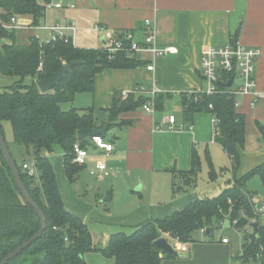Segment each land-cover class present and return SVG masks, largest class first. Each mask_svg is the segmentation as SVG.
Returning <instances> with one entry per match:
<instances>
[{
	"label": "crops",
	"instance_id": "crops-1",
	"mask_svg": "<svg viewBox=\"0 0 264 264\" xmlns=\"http://www.w3.org/2000/svg\"><path fill=\"white\" fill-rule=\"evenodd\" d=\"M61 1V7L46 9L40 19L43 20L41 29L49 34L48 40H42L34 33L30 16H17L19 24L26 25L15 29L17 40L26 43L29 36L35 35L41 41H49L53 35L51 26L73 23L75 30L66 29L64 34L77 47L102 48L105 40L94 28L96 25L116 32H131L134 40L143 42L145 20L149 19L155 27L156 46L178 48V53L162 57L138 50L131 56L137 61L136 66L106 68L98 72L93 91L77 92L68 101L69 108H92L96 128L106 126L104 135L100 136L113 145L110 153L105 154L90 143L86 165L71 182L64 173L61 150L56 148L53 153H44L51 160L52 154L58 151L55 163L51 162L66 208L82 217L87 225L89 220L103 225L94 244L104 247L112 233H131L147 219L166 216L200 198L196 188L173 189L174 180H179L174 173L190 169L193 149L200 157L201 166L203 162L207 166L204 156L208 152L216 170L229 167L230 159L214 141L212 113L184 111V96L207 86L199 69L200 52L206 45H224L235 37L260 50L255 62V76L256 89L262 96L254 105L251 96H240L236 107L244 116L245 138L235 176L241 178L264 163V138L257 125L264 128V0ZM148 65H153V70H147ZM154 80L160 89L157 97L161 102L156 109L161 110L155 109L151 114L145 113L141 106L123 110L108 126L109 116L105 110L110 109L115 100L123 101L124 91L137 86H143L146 93L133 94L135 99L139 96L148 99ZM169 115L175 116L177 125H191L192 129H167ZM156 124H161L160 130L154 129ZM8 148L10 150L9 144ZM24 152L22 149L20 159L28 162L29 156L24 158ZM97 162L106 164L108 175L89 173ZM224 173L218 185L219 192L229 185L232 177L230 171ZM248 181L250 179L245 188L264 200L262 184L261 189L257 185H254L257 190L250 189ZM102 206H108L107 210L112 213L103 214ZM222 238L227 241L222 242ZM171 240L176 255L163 256L158 264H256L239 258L243 240L233 241L223 232L216 236L211 233L194 235L191 242ZM83 257L87 264H114L112 258L100 251H87Z\"/></svg>",
	"mask_w": 264,
	"mask_h": 264
},
{
	"label": "trees",
	"instance_id": "trees-1",
	"mask_svg": "<svg viewBox=\"0 0 264 264\" xmlns=\"http://www.w3.org/2000/svg\"><path fill=\"white\" fill-rule=\"evenodd\" d=\"M49 0H0V75L17 77L12 83L0 87V133L6 141L3 122L11 126L12 141L16 147L22 146L24 158L33 162L38 171L39 184L34 176L28 175L16 162L21 180L34 203L45 218L46 227L42 235L7 264H15L23 256L26 264H87L83 255L87 251H100L113 259L114 264H158L162 257H174L176 252H166L154 242L166 237L179 242L194 240V232L206 227L205 234L218 228L228 212L240 218L241 229L252 217L251 198L255 193L245 188L248 179L257 176L264 188V163L251 169L241 178L235 172L240 161V149L244 145V116L237 112L236 97L227 93L185 95V112L209 111L214 118V141L218 143L230 159L229 167L216 170L208 152L205 161L208 177L215 180L219 173L230 171L228 186L213 197H200L183 209L163 217L149 218L131 233L117 231L110 235L104 247L94 244L87 223L79 215L69 211L63 201L57 182L54 165L45 152L52 153L59 148L62 152L63 169L68 181H73L84 167L73 162V144L79 142L87 148L90 143L76 138L80 128H96L91 107L63 110L61 102L71 101L77 92H91L95 75L106 68H132L137 61L125 52H117L112 57L103 48H82L73 44L68 36L58 37L47 42L35 35L21 43L14 29H8L11 16H30V25L35 26L43 17L45 4ZM236 39L232 37L231 40ZM5 40V41H4ZM128 45V44H127ZM78 61L65 74L59 85L46 93H41L36 81L49 77L64 62ZM30 76L29 83L25 77ZM130 94L123 101L115 100L110 109L108 126L123 110L141 106L146 98ZM212 108L209 109L208 105ZM159 97L155 107L159 108ZM264 138V128L257 123ZM97 129V128H96ZM7 143V142H6ZM9 143H7L8 145ZM31 158V159H30ZM201 167V160L195 149L192 150L191 167L186 171H176L179 179L174 180L173 189L195 185ZM40 220L33 208L27 204L18 191L11 172L0 151V260L15 247L31 237L39 228ZM257 233L252 231L250 241L243 234L242 261L264 264V219H257ZM259 254V257L256 255Z\"/></svg>",
	"mask_w": 264,
	"mask_h": 264
},
{
	"label": "built area",
	"instance_id": "built-area-1",
	"mask_svg": "<svg viewBox=\"0 0 264 264\" xmlns=\"http://www.w3.org/2000/svg\"><path fill=\"white\" fill-rule=\"evenodd\" d=\"M62 6L61 0H49L45 4V10L51 7L59 8ZM4 26L8 29L22 28L24 25L19 24L17 16H11L10 21ZM96 30L102 33L105 44L102 48L108 53V57H112L117 52H125L131 57L138 50H147L154 57H162L178 53V48L174 45L158 47L154 43L155 27L151 20H145V37L143 42L134 40L131 32H116L103 26L96 25ZM66 29L75 30V25L69 23L64 26H51L52 38L55 40L58 37L66 36L64 31ZM47 42V41H45ZM128 44V45H127ZM260 55V50L257 47L247 46L241 43L238 39L230 40L224 45H206L200 52V74L207 82L204 90L194 91V99L197 100L200 95H212L216 93H227L236 97L235 106L239 105L238 97L251 96V104L254 105L256 101L262 96L256 89V76H255V62ZM147 70H153V65H148ZM233 77L231 87H222L218 82L226 83ZM146 90L143 86H137L131 91H124L123 97L126 98L130 94H145ZM160 93V89L156 86L155 80L153 81L152 88L149 90L150 97L141 105L145 113L151 114L156 109L155 98ZM208 108L211 109L212 105L209 104ZM166 128L169 130H191V125H177L175 116L169 115L166 120ZM155 130L161 129V124L154 126ZM89 143L94 144L97 148L102 149L105 154L113 150V145L107 142L100 135H92L89 137ZM73 162L85 166L89 156L88 149L82 147L79 142L73 144ZM22 169L30 176H34L36 167L33 162H23ZM101 172L104 176L108 175L106 164L104 162H97L93 168L89 169V173L94 175ZM251 207L253 215L248 218V223L243 228L238 227L240 218L246 217V212L241 210L239 217H232L231 213H226L223 220L219 222L218 228H232L238 232L246 235V241H250L249 235L252 233L253 228L251 223L257 222V219H264V200L256 196L251 198ZM206 227L200 228L199 232L205 234ZM226 242L225 238L221 239ZM245 242V240H243ZM259 257V254L256 255Z\"/></svg>",
	"mask_w": 264,
	"mask_h": 264
},
{
	"label": "water",
	"instance_id": "water-1",
	"mask_svg": "<svg viewBox=\"0 0 264 264\" xmlns=\"http://www.w3.org/2000/svg\"><path fill=\"white\" fill-rule=\"evenodd\" d=\"M78 61H70V62H64L62 65L54 71L49 77L40 79L36 81V85L38 90L41 93H46L49 90L53 89L54 87L58 86L60 81L65 77V74L71 71V67L75 64H77ZM233 82V77H231L228 82L222 83L218 82V84L222 87H231ZM106 126H104L101 129H96L92 127H86V128H80L76 131V138L80 141H84L89 143V137L92 135H104ZM0 151L3 156V159L9 168L12 178L14 180V183L20 192L22 198L24 201L29 204L37 216L39 217L40 224L39 228L36 231L35 234H33L31 237H29L27 240H25L22 244L15 247L13 250L8 252L1 260L0 264H7L11 259L19 255L23 250H25L28 246H30L35 240H37L43 233L46 227L45 218L43 216V213L41 212L40 208L34 203L33 199L31 198L30 194L28 193L26 187L24 186L21 177L20 172L14 162V159L10 153V150L8 148V145L3 138V136L0 133ZM252 228L257 233L258 226L255 222L251 223ZM154 244L158 247L163 249L166 252H172L174 249L170 242L165 237L158 238L155 240Z\"/></svg>",
	"mask_w": 264,
	"mask_h": 264
},
{
	"label": "rangeland",
	"instance_id": "rangeland-1",
	"mask_svg": "<svg viewBox=\"0 0 264 264\" xmlns=\"http://www.w3.org/2000/svg\"><path fill=\"white\" fill-rule=\"evenodd\" d=\"M42 24H43V20H40V22L37 25V28H36V25L33 26L34 27V33L39 35L42 40H48L49 39L48 38L49 34H47V32H45L43 29H41L42 28ZM25 26L26 25H24L23 27H25ZM15 36H16V34H15ZM15 79H17V77H15V76L14 77H10V76L0 75V87L12 83V81H14ZM30 80H31L30 76L25 77V82L26 83H29ZM69 105H70V103H68V102H61L60 103V107L63 110L69 109V107H70ZM159 110H161V109H156L157 112ZM3 129H4L5 138H6V140L9 143L10 150H11L16 162L20 165V161H21L20 153L22 152V148L23 147L22 146L15 147V145L13 144L11 126H10V123L8 121H4L3 122ZM57 154H58V151L55 152L54 154H52V156H51L52 157L51 160H52L53 163H55V161H56V157L55 156ZM28 162H31V161H28ZM224 175H225L224 172L219 173L217 178L215 180L211 181L209 179V177H208L207 166H206L205 162H203L202 166L200 167V171H199V174H198V178H197L196 184L195 185H190L189 187L198 189L200 194H201V197H204V196L213 197V196L219 194L218 185L221 184L220 181L223 179L222 177ZM34 183L36 185L39 184V177H38V171L37 170L34 173ZM254 185L255 186L257 185V187L259 189L262 188L261 183H260V181H259V179L257 177H253L252 179H250V181L247 182V187H249L250 189L252 188V189H256L257 190V188H254L255 187ZM61 195H62V193H61ZM107 208H108V206H105V208L103 206L101 207V211H103L102 212L103 214H105V213L107 214V212L112 213L111 211H108ZM88 223H89L88 227H89V230L91 231L92 238H93L94 241H97V239H98V237L100 235L101 228H102L103 225L98 223V222H94V220L93 221L89 220ZM220 232H223L224 235L229 236L231 238V240H233V241L241 242L243 240V233L242 232H238V231H236V230H234L232 228H228V227L227 228H223V229L214 228L211 231V236H216ZM194 235L198 236V235H201V233L199 231H196V232H194L193 236ZM167 240L171 244H173V241L171 240L170 237L167 238ZM27 260H28V258L26 256H23L15 264H26Z\"/></svg>",
	"mask_w": 264,
	"mask_h": 264
}]
</instances>
